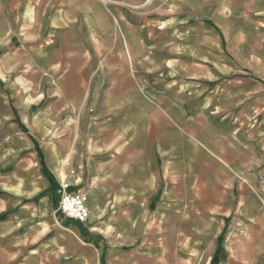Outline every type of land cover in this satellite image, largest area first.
<instances>
[{"label": "crops", "instance_id": "crops-1", "mask_svg": "<svg viewBox=\"0 0 264 264\" xmlns=\"http://www.w3.org/2000/svg\"><path fill=\"white\" fill-rule=\"evenodd\" d=\"M263 64L264 0H0V264H264Z\"/></svg>", "mask_w": 264, "mask_h": 264}, {"label": "rangeland", "instance_id": "rangeland-1", "mask_svg": "<svg viewBox=\"0 0 264 264\" xmlns=\"http://www.w3.org/2000/svg\"><path fill=\"white\" fill-rule=\"evenodd\" d=\"M257 80L260 81L261 83V88L260 91L257 88L256 93L252 97H255V100L258 102L259 105H257L254 109H252V112L256 113V119H251L248 118L247 115L245 118H243L244 124L240 128L245 130V133L247 135V141L248 138L254 137V132L257 134L255 137L259 139V142L257 144L259 145V150L253 151L247 146L248 150H246V158L250 159L253 158L254 155L255 157H261L263 162H262V177H263V182H264V64L260 69H257L254 72ZM252 125H255L253 128ZM248 168V166H247ZM246 168V170H247ZM257 169V167H256ZM248 171V170H247Z\"/></svg>", "mask_w": 264, "mask_h": 264}, {"label": "built area", "instance_id": "built-area-1", "mask_svg": "<svg viewBox=\"0 0 264 264\" xmlns=\"http://www.w3.org/2000/svg\"><path fill=\"white\" fill-rule=\"evenodd\" d=\"M68 188L69 183L66 180L59 182L60 197L56 212L64 219L83 223L89 216L86 196L78 192H69Z\"/></svg>", "mask_w": 264, "mask_h": 264}]
</instances>
